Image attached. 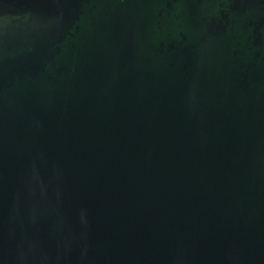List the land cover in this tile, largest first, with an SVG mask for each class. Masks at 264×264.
Masks as SVG:
<instances>
[{
    "label": "water",
    "instance_id": "obj_1",
    "mask_svg": "<svg viewBox=\"0 0 264 264\" xmlns=\"http://www.w3.org/2000/svg\"><path fill=\"white\" fill-rule=\"evenodd\" d=\"M0 264H264V0H0Z\"/></svg>",
    "mask_w": 264,
    "mask_h": 264
}]
</instances>
